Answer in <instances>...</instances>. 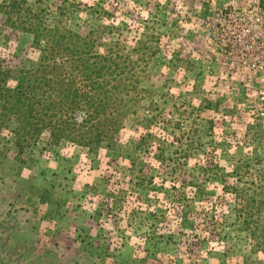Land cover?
<instances>
[{"label":"rangeland","instance_id":"rangeland-1","mask_svg":"<svg viewBox=\"0 0 264 264\" xmlns=\"http://www.w3.org/2000/svg\"><path fill=\"white\" fill-rule=\"evenodd\" d=\"M29 3L68 5L65 25L102 24L113 30L105 44L154 56L141 63L143 101L113 147L40 143L18 156L16 122L0 133V264H264L226 188L264 166V0ZM32 44L0 13L11 87L38 62ZM206 160L223 171L205 173ZM239 165L244 181L229 175ZM187 203L196 214L185 224L175 205Z\"/></svg>","mask_w":264,"mask_h":264},{"label":"trees","instance_id":"trees-1","mask_svg":"<svg viewBox=\"0 0 264 264\" xmlns=\"http://www.w3.org/2000/svg\"><path fill=\"white\" fill-rule=\"evenodd\" d=\"M57 7L54 4L45 11L29 0H5L0 5L5 25L31 35L32 49L39 55L35 66L17 72L14 87L10 86L13 72L0 68V133L11 129L10 120L16 122L9 141L18 156L40 143L55 147L66 143L87 148L91 154L111 148L125 120L143 101L141 85L147 68L141 63L154 54L150 56L148 48L127 53L117 40L105 44L103 37L113 30L102 24L86 23L78 30L67 26L73 15L70 6ZM57 15L66 20H57ZM203 167L205 173L223 171L213 160H206ZM257 169L259 176L246 178L248 185L226 188L232 192L243 231L261 249L264 192L256 191H264L263 162L259 161ZM242 170L235 166L229 175H239L244 181ZM192 207L191 203L175 205L178 214H185V224L196 214Z\"/></svg>","mask_w":264,"mask_h":264}]
</instances>
